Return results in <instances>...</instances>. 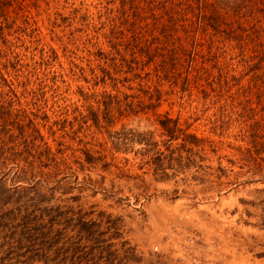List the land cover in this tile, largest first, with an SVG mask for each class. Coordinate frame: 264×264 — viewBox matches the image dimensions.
Returning a JSON list of instances; mask_svg holds the SVG:
<instances>
[{
    "label": "trees",
    "instance_id": "obj_1",
    "mask_svg": "<svg viewBox=\"0 0 264 264\" xmlns=\"http://www.w3.org/2000/svg\"><path fill=\"white\" fill-rule=\"evenodd\" d=\"M36 2L0 0V264L135 260L118 215L84 207L75 195L69 197L75 203L49 202L59 185L49 173L68 134L79 140L80 164L106 165L99 148L120 152L123 160L131 151L159 180L174 174L166 166L179 170L203 159L194 147L215 151L214 135L236 143L241 166L254 177L245 182L264 180V0H99L106 12L99 14L97 36L107 50L94 81L116 82L122 72L150 66L154 81L170 82L194 101L181 120L159 115L157 135L132 130L126 121L159 105L153 90L161 85L135 99L115 83L77 87L80 103L71 113L46 105L45 80L34 81L36 66L21 51L33 35L19 10ZM37 63H45L42 56ZM194 120L206 134L188 129Z\"/></svg>",
    "mask_w": 264,
    "mask_h": 264
},
{
    "label": "rangeland",
    "instance_id": "obj_2",
    "mask_svg": "<svg viewBox=\"0 0 264 264\" xmlns=\"http://www.w3.org/2000/svg\"><path fill=\"white\" fill-rule=\"evenodd\" d=\"M36 4L34 9L23 6L19 10V20L31 27L29 34L33 35L31 41H25L27 50L21 51L36 66L34 81L45 80L49 108L61 105L71 113L73 105L80 103L77 87L86 90L89 85L115 83L135 99L161 85L153 90L159 105L126 121L132 130H151L157 135L156 118L164 111L170 116L178 114L181 120L195 105L170 87L174 84L154 81L150 66L122 72L116 82L109 78L103 84L94 81L93 73H99L98 65L104 64L107 50L97 36L99 14L102 18L106 12L99 0H37ZM39 56L45 63H37ZM233 61L230 55L227 62ZM188 129L206 134L197 120ZM209 136L215 151L194 147L192 153L203 159L179 170L175 164L166 166L174 174L159 180L147 164L135 162L131 151L123 160L120 152L99 148L106 165L80 164L79 140L68 134L58 143L62 152L49 173L59 181L49 202L77 201L84 207L92 205L95 211L118 215L122 238L135 249V260L127 264H264V180L245 182L253 176L241 166L236 143ZM71 195L77 199H69Z\"/></svg>",
    "mask_w": 264,
    "mask_h": 264
}]
</instances>
